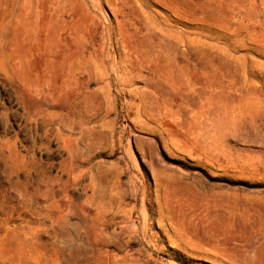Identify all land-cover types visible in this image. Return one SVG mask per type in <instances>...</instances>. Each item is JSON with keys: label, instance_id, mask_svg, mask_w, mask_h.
<instances>
[{"label": "rangeland", "instance_id": "374dc122", "mask_svg": "<svg viewBox=\"0 0 264 264\" xmlns=\"http://www.w3.org/2000/svg\"><path fill=\"white\" fill-rule=\"evenodd\" d=\"M245 189L264 0H0V264H228Z\"/></svg>", "mask_w": 264, "mask_h": 264}, {"label": "crops", "instance_id": "0c3cea01", "mask_svg": "<svg viewBox=\"0 0 264 264\" xmlns=\"http://www.w3.org/2000/svg\"><path fill=\"white\" fill-rule=\"evenodd\" d=\"M192 185H202L200 183H193ZM202 190V189H201ZM199 190L200 195H208V191L204 192ZM204 190V189H203ZM209 190L213 192H222L225 195H231L233 192L229 188H218L212 187ZM218 190V191H216ZM235 192V191H234ZM236 194L239 196L236 201L222 200L216 203L214 200L207 201V206L209 207H219L226 209L229 215V229H236L234 218L239 221V240L236 241V236H230L225 242L224 246L229 247V251L224 253V255H229L231 252L237 253V256L233 259L224 256L222 258L223 263L228 264H264V203H262V197L264 191L262 190H237ZM251 222L250 226L247 227V222ZM254 226V227H253ZM235 235V234H233ZM254 235V236H253ZM254 237L253 239H248V237ZM232 248V249H230ZM231 250V251H230ZM233 250V251H232ZM208 261H213L207 258Z\"/></svg>", "mask_w": 264, "mask_h": 264}]
</instances>
